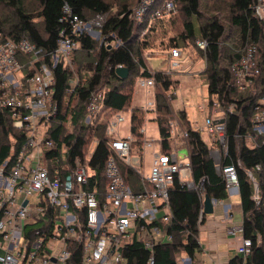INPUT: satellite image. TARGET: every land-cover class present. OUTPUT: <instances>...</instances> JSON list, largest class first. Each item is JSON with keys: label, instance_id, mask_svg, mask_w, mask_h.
Returning a JSON list of instances; mask_svg holds the SVG:
<instances>
[{"label": "built area", "instance_id": "2783aa9c", "mask_svg": "<svg viewBox=\"0 0 264 264\" xmlns=\"http://www.w3.org/2000/svg\"><path fill=\"white\" fill-rule=\"evenodd\" d=\"M155 4L156 0H140L129 18L142 23L153 10L150 24L152 19L170 17L177 10L175 0H163L153 7ZM253 7L255 15L264 19V0H257ZM61 21L64 27L51 51L26 37L0 41V109L7 110L13 126L25 134L13 166L8 172L4 170L6 163L0 168V264H127L124 250L134 241L149 251L146 264H155V247L173 240L168 229L173 221L170 189L174 182L179 180L187 188H204L203 180L200 184L194 180L189 153L179 156V146L184 145L188 131L178 120L171 121V150L163 151L160 140L146 173L145 153L154 147L153 138L143 124L139 127L142 146L134 147L135 135L119 134L118 125L126 119L124 111L114 112L106 128L111 153L102 176L89 164L97 139L85 157L72 160L70 145L60 144L51 134L58 125H73L72 113L68 112L64 119L59 115L54 68L62 62L65 68L75 71L79 37L89 34L99 39L103 24L101 15L84 19L68 3L64 4ZM195 43L202 50L208 46L201 33L196 34ZM240 52L232 69L237 84L246 89L263 78L264 56L253 42L245 44ZM165 53L170 54L166 60L169 66L161 70L169 74L190 61L181 47ZM162 59L167 56L162 55ZM201 60L205 62L203 73L206 59ZM155 83L153 76L140 75L136 79V84L147 92L155 88ZM79 84L74 73L67 91L74 93ZM104 98V89L91 92L85 107L86 123H93L104 111ZM151 106L155 109L156 102L148 100L142 108L146 111ZM197 109L204 121L193 128L208 134L210 154L228 192L239 191L237 165L234 160L226 162L230 158L225 126L228 112L216 95L209 94L208 101L199 103ZM234 109L231 105L230 111ZM252 130L254 133L247 137L250 144L255 145L257 138L264 142V93L255 105ZM122 164L140 178L139 188L126 179ZM261 168L256 165L257 170ZM248 173L254 179L253 171ZM253 198L260 203L257 183ZM202 199L204 204L205 194ZM229 217L225 211L220 223H226ZM229 233L239 238L237 253L246 260L252 253L253 240L244 236L243 223L229 227Z\"/></svg>", "mask_w": 264, "mask_h": 264}, {"label": "trees", "instance_id": "16d2710c", "mask_svg": "<svg viewBox=\"0 0 264 264\" xmlns=\"http://www.w3.org/2000/svg\"><path fill=\"white\" fill-rule=\"evenodd\" d=\"M162 1L156 0L153 7ZM177 1L181 6V12L189 19L184 20L183 31L166 44L163 41L161 48L181 47L195 62L202 58L206 59L203 74L207 81L208 94L210 97L216 95L228 112L225 126L230 158L226 162L234 160L237 165L244 236L253 240L252 253L246 260L240 254H236L230 257L228 264H264V142L262 138H257L255 145H251L247 138L254 133L252 116L255 105L264 93V76L250 87L243 89L237 84L232 69L233 62L241 54L240 50L249 42L257 44L264 56V19H260L254 13L253 5L257 0H208L204 8L207 11H214L215 14L206 20H203L205 16L202 10L203 0H175L176 7ZM0 2L10 8L9 12L0 15V41L26 37L48 51L54 50L59 32L64 27L61 18L65 3L84 19L90 20L101 15L103 24L101 29L105 39L108 43L113 40L119 41L115 46H109L106 42L101 45L99 56L89 64V77L83 78L74 93L67 91L74 71L69 67L65 68L62 62L54 68L55 98L59 104V115L64 119L68 112L72 113L73 125L71 128L58 125L52 128L51 134L60 144L64 142L70 145L72 160L77 156L85 157L94 140L97 139L89 164L96 169L98 176H102L105 160L111 153L109 136L106 133L109 119L114 112L126 111L132 107H130L132 91L140 75L155 78V88L157 87L158 91L154 88L156 102L154 111L161 147L163 151L171 150L168 137L173 115L171 107L173 96H168L167 92L174 89L178 80L163 70L153 72L143 56L145 49L155 47L149 45V37L154 29L152 24L165 18L152 19L149 24L152 10L142 23L131 20L129 13L133 8V0L114 2L39 0V9L36 11H29L25 0H0ZM113 3L118 5L116 13L111 12ZM194 17L199 21L197 25L200 33L208 40L205 50L200 49L195 43ZM79 40L81 43L79 51L87 55L92 54L96 48V39L89 34H83ZM190 47L194 52L189 50ZM77 52L74 63L79 59ZM119 65L129 68L130 73L127 78L120 77L116 72V67ZM101 89H104L105 93L104 111L93 123H86L85 107L89 96L92 91ZM231 105L235 108L232 112ZM143 111L142 107L135 106L131 112V132L140 141L139 147L143 143V137L139 134V127L144 124ZM178 113L180 125L188 131L184 145L188 148L196 184H200L203 180L205 195L209 194L216 199L227 198L228 190L223 177L216 169L210 154V146L201 133L193 128L186 111L181 109ZM24 141V132L13 126L7 110L0 109V168L6 163L5 172H8L15 163ZM257 164L261 165L260 170L256 169ZM122 170L126 179L135 188H139L140 178L137 174L124 164ZM249 170L253 171L254 179L249 175ZM256 183L261 198L259 204L253 198ZM170 202L173 221L168 231L172 233L173 240L155 247V264H178L179 254L182 252L192 259V264H196V252L201 249L200 225L206 219V214L202 211V189L187 188L176 180L170 189ZM124 254L128 257L127 264H146L150 256L149 251L139 241L128 245Z\"/></svg>", "mask_w": 264, "mask_h": 264}, {"label": "rangeland", "instance_id": "374dc122", "mask_svg": "<svg viewBox=\"0 0 264 264\" xmlns=\"http://www.w3.org/2000/svg\"><path fill=\"white\" fill-rule=\"evenodd\" d=\"M109 2H114L116 0H106ZM26 6L29 11H36L39 9V0H25ZM139 0H133L132 7H135ZM208 3V0H203L202 3V10L205 14L203 20H206L207 18L211 17L213 14H215L214 11H207L204 7ZM177 10L176 12L171 15V18L165 17V20L162 21H156L152 24L154 26L153 32L150 34V46L154 45L155 47L147 48L143 52V56L145 59V62L149 66V68L155 72L161 69L168 68L169 64L166 60L169 61V49H162L161 43L164 41L165 44L172 38L176 37L177 34L181 31H183V22L184 20H188L182 12H181V6L179 2L177 1ZM118 10V5L116 3H113L112 6V13H116ZM10 11V8L7 7L5 3L0 2V15L7 13ZM92 15V14H88ZM91 17V16H89ZM194 22H196V34L198 35L200 33L198 29L199 24L198 20L194 17ZM39 21V19H37ZM227 20V19H226ZM227 22V21H226ZM147 30V29H146ZM96 39V48L93 51L92 54L87 55L86 53L80 52L77 50V58L78 62L73 64L74 73H77V77L79 82L81 83L83 78L89 77V70H90V62L93 61L97 56H99L101 45L106 42L105 36L102 33V35L98 38L94 37ZM110 46L117 45L118 41L113 40L110 43ZM189 50L193 51V48L190 47ZM194 52V51H193ZM162 55H166L167 59L163 60ZM205 66L204 60H197L196 62L190 58L189 63L186 64L184 62V65L181 69L173 70L171 73L172 77L177 79L178 82L175 83L174 89L167 92L168 96L172 95L173 98L171 99V107L173 109V120H178L179 111L181 109H184L186 111V114L189 116L191 122L193 125H203V115L199 110L197 109V105L201 102H207L208 101V92H207V81L205 79L204 74L201 72V69ZM76 79L73 80L75 82ZM156 91H158V88H155ZM155 89L150 88V91L147 92V90L142 87L139 84H135V89L132 91V102L130 107H145L148 100H152L155 102ZM154 106H151L150 109L144 110V124L145 128L147 130V134L149 137L153 138L154 140V147L147 148L145 153V169L146 173L149 172L153 153L155 150L159 148V142H160V132L158 127V122L155 119L156 113L153 110ZM126 116V119L121 122L118 125L119 128V134L122 137L129 136L131 132V108L124 111L123 113ZM105 115L103 114L102 117ZM202 136L206 140V142H209L208 134L205 131L201 132ZM137 143V144H135ZM134 147H139L140 141H135ZM180 145V144H178ZM188 154V148L185 145L179 146V156L183 157L184 155ZM202 194H205V192L202 189ZM229 197H236L239 198L238 192H230ZM235 215L234 220L229 224L230 227L234 225H240L242 224V213L239 207H236L235 209ZM232 236V235H230ZM185 254L184 252L179 254L178 261L180 260L181 256Z\"/></svg>", "mask_w": 264, "mask_h": 264}, {"label": "crops", "instance_id": "0c3cea01", "mask_svg": "<svg viewBox=\"0 0 264 264\" xmlns=\"http://www.w3.org/2000/svg\"><path fill=\"white\" fill-rule=\"evenodd\" d=\"M233 192L239 193V191ZM229 193L225 199H216L214 212L206 214L205 222L200 225L199 241L201 249L196 252V264H228L230 257L238 254L236 248L240 241L238 237L229 233V224L236 216V207L241 210L243 222V211L240 194L239 198H231ZM225 211H228L230 217L226 223H220V218L225 216ZM187 257L188 255H182L178 264H192V259L187 260Z\"/></svg>", "mask_w": 264, "mask_h": 264}, {"label": "water", "instance_id": "95a60500", "mask_svg": "<svg viewBox=\"0 0 264 264\" xmlns=\"http://www.w3.org/2000/svg\"><path fill=\"white\" fill-rule=\"evenodd\" d=\"M116 72L122 78H127L129 76L130 70L127 66L119 65L116 67ZM222 122L224 120H221ZM216 198L211 197L209 194L205 195L203 212L205 214H212L214 212V202Z\"/></svg>", "mask_w": 264, "mask_h": 264}]
</instances>
